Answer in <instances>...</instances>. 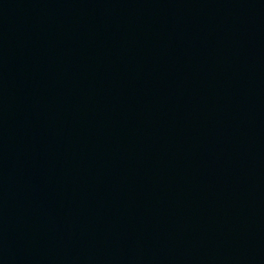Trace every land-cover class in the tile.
<instances>
[{
	"label": "water",
	"instance_id": "95a60500",
	"mask_svg": "<svg viewBox=\"0 0 264 264\" xmlns=\"http://www.w3.org/2000/svg\"><path fill=\"white\" fill-rule=\"evenodd\" d=\"M0 264H264V0H0Z\"/></svg>",
	"mask_w": 264,
	"mask_h": 264
}]
</instances>
